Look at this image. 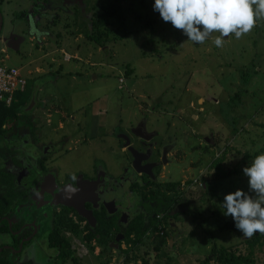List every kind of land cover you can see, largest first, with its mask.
I'll list each match as a JSON object with an SVG mask.
<instances>
[{
    "label": "rangeland",
    "instance_id": "374dc122",
    "mask_svg": "<svg viewBox=\"0 0 264 264\" xmlns=\"http://www.w3.org/2000/svg\"><path fill=\"white\" fill-rule=\"evenodd\" d=\"M73 1L68 8L61 5L69 3V0H51L50 4H45L46 7L51 5L52 9L42 12L52 15L50 18L53 19L39 26L36 22L34 25L38 27H35L25 23L16 25L13 21L23 17L24 10L32 9L35 3L39 5L43 0H0L2 35L11 29L16 33L27 29L35 34L28 36L29 44L22 49L23 54L19 51L27 43L26 36H15L9 42L10 47L0 43L2 63L16 68L27 81L25 92L17 93L18 99L23 95L16 105L17 112L22 111L26 116L19 120L28 121L30 116H38L42 111L46 122L62 118L71 122L75 117L80 121L79 126L75 124L77 130L52 134L53 143L73 146L76 140H85L79 150L71 154L53 148L54 145L49 146L48 150L54 153L47 154V159L55 161L46 169L50 175L46 178H56L58 186L61 181L59 174L55 172L56 176L52 175L50 169H60L65 179L70 175L75 177L81 166L84 176L107 173L111 178L114 175L119 177L129 161L126 154L130 148L119 145L122 143L120 136L114 138L107 134L119 128L130 136L133 148L138 146L144 152L146 148L139 145L140 137L135 131L143 128L148 132L150 129L153 142L174 144L175 147L165 164L160 156L161 149H153L155 168L150 180L156 183L149 186L148 194L159 195L166 202L176 200L178 206L175 216L173 212L168 216L163 235L166 244L159 249L154 242L156 235L152 233L138 248H134V243L128 245L123 242L120 252L119 249L110 250L96 240L91 243L93 247L83 234L69 231L75 258L65 264H101L93 252L97 254L104 247V264H142L143 258L149 264H201L212 251L217 250L216 246H233L240 253L251 256L254 264H264V244L251 248L247 244L251 238L242 237L233 218L226 217L221 207L225 195L236 190L249 191L243 168L250 166L252 159L245 160L244 153L252 149L253 154L264 147V18L257 19L251 31L239 39L231 34L224 38L221 47H216L211 39L201 46L185 43L188 37L183 35V30L163 21L153 9L155 0L128 6V14L133 11L143 18L142 23L132 26L117 14L104 19L100 9L110 0ZM124 2L112 0L113 4L122 7L123 13L127 8ZM91 17L94 21L100 19L101 24L95 25L94 30L107 41L106 46L88 39V33L93 31L89 21ZM151 18L155 20L156 30L153 32L148 22ZM246 74L249 75L248 82L244 78ZM120 77L123 83L119 81ZM237 95L241 101H232ZM54 106L62 109L52 118ZM241 113L244 120H241ZM88 116H93V121ZM30 122L34 127L27 132L36 137L38 124L35 125L32 119ZM69 133L84 137H74ZM9 134L13 142L0 140V177L6 162L5 154H14L8 150L9 145L19 140L12 129ZM91 136L99 138L91 139ZM90 143L98 145L93 148L89 147ZM105 143L113 145L115 150H106L102 146ZM256 143L258 145L253 147ZM225 151L224 170L236 168L239 173L218 181V200L210 191L217 184L213 163ZM34 156L36 167L40 168L39 150L34 152ZM146 178L139 181L136 192L131 190L133 193L127 199H121L123 194L119 200L112 196L106 198L105 201L111 203L110 207L102 202L101 195L95 200H87L88 217L97 212L101 216L98 222L102 231L110 228L125 231L133 222V210L138 208L139 194L147 192L141 186L148 180ZM49 179L45 180V185L52 186ZM202 182L207 185L205 192L201 190ZM4 196L6 194L2 193L0 198ZM57 199L61 204L63 196ZM114 202L116 207H113ZM45 206L38 210L42 211ZM44 215L47 218L41 217L39 224L42 226H36L39 235L34 239V246L39 250L35 255L18 258L19 252L13 248L11 259L16 260L15 264H62L60 258L50 257L53 253L41 250L39 243L52 227L48 210ZM12 222L14 224V219ZM0 234L2 241L12 244L14 237ZM76 240L85 245L87 256L79 257L80 243Z\"/></svg>",
    "mask_w": 264,
    "mask_h": 264
},
{
    "label": "flooded vegetation",
    "instance_id": "af4514ba",
    "mask_svg": "<svg viewBox=\"0 0 264 264\" xmlns=\"http://www.w3.org/2000/svg\"><path fill=\"white\" fill-rule=\"evenodd\" d=\"M50 1L51 0H43V2L39 5H36L35 3L32 9L24 10L25 15L21 17L20 19H16L15 21H13V23L16 25L20 24L21 26L22 24L25 23L27 24V26L28 25L33 26L36 22H39L38 24L39 26L43 22H47V23L50 22L53 19V17L50 18V16L52 15H49L46 12H42L44 10L52 9L51 5L49 7L45 6V4L46 5L50 4ZM69 1H70L69 3L63 2L61 7L62 8L70 7L74 3V1L73 0L72 1L69 0ZM81 4L83 3L81 2ZM38 26H35V27H38ZM14 31H15L14 29H11L9 33L5 35H1V39L3 40L0 41V43H3L5 47L6 46L10 47L9 42L13 40L15 36L17 35L26 36L27 43L20 47L19 52H21L22 49L24 47H27V44H29L28 36L31 35V33L32 35H35V34H33V32L31 31H28L27 29L26 30L22 29L23 33H19V32L16 33ZM21 53L23 54V52ZM77 124L79 126L80 121H78ZM68 126L69 125L66 124V127H65L66 131H68ZM33 127L34 125L30 121H23L22 124L19 123V126H16V125L12 126L11 129L14 131V134L17 137H19V140H17L14 144L9 145L10 148L8 150H10L11 152H14V154L11 156H7V154H5L6 162H5L3 171L10 173L13 176L15 185H18V186L21 184L29 185L26 187H20V186L17 187L16 191L19 195L17 202L13 205V208H11L10 210L7 209L6 212H3L2 220H0V226H2L3 230H5V225L3 224V221L7 223V227H8V231L2 232L0 230V232L14 237L12 244H7L6 241L4 240L2 241L0 239V249L4 247L5 251H7V254H8L7 258L9 260L8 262L9 264H12V263L15 264V261H16V260L14 261V258L11 259L12 258L11 250L13 248L18 250L19 252L17 253L18 258L30 256L31 254L35 255V253L39 250V248L34 246L36 245V243H34V239L37 238L39 235L38 232H36V226H42L39 224V222L40 220L42 221L41 219L42 216L43 218H47V216L44 215V213H46L47 210H48V214L50 213V216L48 219L49 221L50 220L52 221V227L49 229V232L46 235V237L39 244H41V248H42L41 250L47 253H50V254L53 253V255H50V257L60 258L62 260V264L68 263L75 258V255L73 253V251L75 250H73V246H71V248L67 250L69 254L65 256L64 258L62 257L60 252L57 250L58 248L52 246L50 243L51 235L55 233L56 230L58 231L57 233L60 235V237L68 244L67 247H69V244L72 245V238H70V234L68 232L70 231L76 234V231H77L78 233H81L84 235V239L86 240V242H90L89 240H87V237L89 235L95 234L94 236L95 238L92 240L93 242H96V241L102 242L104 243L106 248L110 250L114 249L116 245H118L120 249V247L122 246L121 244L126 241L125 231L127 229L125 231H121V230L114 231L112 228H110L109 230H111L112 232H110L109 234H107L109 230L102 231L101 229L100 230L101 233L97 234L96 228L99 225L98 220L101 216H98V214H96L97 212H94V215H92L91 218L82 216L76 208L79 202L77 200L74 201L73 199L70 200L68 198V192L70 191L80 192L84 190V188H87L89 186H92V187L104 186L105 188L102 191L104 193H108L109 197L112 196L114 197V199L119 200L123 194V197H121V199H127L128 195L130 193L131 194L133 193L132 191L136 192V186L139 183V181L147 177L146 179L148 180H146L141 185L142 187H144L143 188L144 190H147V192H141L139 194L138 196L139 201L137 204L138 208L136 210H133L135 211V213L133 214L132 218L134 219L135 217H139V215H142V217L144 216V219L145 220L149 219V221L154 218V215L151 214V216H149V214L147 213V210L145 209L146 204L152 201L154 197L148 194L149 186L152 183H156L154 182V180H150V175L154 172V168H155V164H153L154 159L152 156V151L153 149H156V147H158V150L161 149L159 151H160V156L163 162L164 153L166 150L167 156H166L165 162L167 163V158L175 147L174 144L161 145L160 142L156 144L155 142H153L154 136H153V132L150 129L148 132L143 131V128L138 129L135 131V134H138V132H140L142 135L144 134L150 137V139L149 141L143 140L142 138L140 139L141 142L139 145L145 146L146 148L144 152H143V149L139 148L138 146L134 147L136 149H134L133 147H129L130 148L129 153L126 154V157H128L129 161L126 162L125 169L121 176L117 177L114 175L113 178H111L110 176H108L107 173H105L104 175H98L96 173L90 176H84L82 173V170L84 168L83 166L80 165L82 169L80 172L76 173L75 177L70 175V176H66V178L63 179L62 173L64 172H62L60 169H56V171H53L50 169V172L52 173V175H54L53 173L55 172L59 174L61 181H60V184L57 186L56 178L54 177H50V179L46 178V176L48 177L50 176L48 172L46 171V169L50 167V165H52L53 161H55L53 159H47V154L54 153L48 150L50 149L49 146L54 145L53 148H56V149L60 148L62 152H66V154H71V153L77 152L79 150V147L82 144L69 146V145H60V143L58 142L53 143L52 134H56L59 132L53 126H51L50 128L42 127L41 131H44L43 133H39L36 130L37 132L36 137L34 135H29L27 131L28 129L33 128ZM11 129L9 130V132L11 131ZM8 134L5 136L3 141L13 142L14 139L11 138L12 135L11 134L8 135ZM48 134H50L51 136H48ZM109 135L114 138H117V137L119 138L120 135H126L127 137L120 136L122 143L119 145L123 147H125L126 141L128 140V138H129L130 143H132L130 136L127 135L126 133H123V132L121 133L119 128H115L112 132H109L107 136ZM89 138L97 139L99 137L91 136ZM94 145L97 146L98 144L90 143L89 147L95 148ZM102 146H104V148L109 151L115 150L113 145H109V144L107 145L105 143ZM56 149H54V151ZM37 150H39V153L41 154V156H39L38 158V164L40 168L36 167V158L34 156V152H36ZM44 150H46V152H44ZM136 156H139L141 159V163H142L141 169L142 171H144L142 173L135 171L134 163L136 160ZM5 157H3L2 159L4 160ZM8 160H11V161L8 162ZM46 179H49L50 181H52V186H50V184L45 185ZM79 180L82 181L81 183L82 185L78 183ZM105 180H107L108 182H105ZM120 180L122 181V184L118 185L117 182ZM127 189H128V192H126ZM61 196H63L62 203L58 204L57 198ZM49 197H51V199ZM45 204L46 206L42 211L38 210L39 207ZM108 205L110 207L111 203ZM152 205L154 204L152 203ZM66 206H68V209ZM114 206H115V202L113 203V207ZM85 207H86V203H85ZM26 215H28V217H25ZM173 216H175V214ZM21 217H24L25 219L29 221L25 222ZM111 217H114V216L111 215ZM80 218H82L83 220H81ZM12 219H14V224L12 222ZM69 221L70 222L73 221V223L77 226L76 231L70 228L68 229L63 228L64 226L61 222H69ZM38 230H42V228H38ZM119 238H122V239H119ZM3 239L5 238L3 237ZM117 239L120 240L118 243L116 242ZM79 240L81 241V239ZM104 250H105V247L99 250L97 254L95 251L93 252L94 255L100 260L101 264H104L102 260V259H105L102 257V251Z\"/></svg>",
    "mask_w": 264,
    "mask_h": 264
},
{
    "label": "clouds",
    "instance_id": "9594fccd",
    "mask_svg": "<svg viewBox=\"0 0 264 264\" xmlns=\"http://www.w3.org/2000/svg\"><path fill=\"white\" fill-rule=\"evenodd\" d=\"M153 9L160 14L164 22H171L176 29L183 30V35L188 37L185 43L201 46L206 40L211 39L216 47H221L225 37L234 34L235 38L239 39L251 31L257 19L264 18V0H155ZM214 33L219 35H213ZM121 79L122 77L119 78L120 82ZM54 107L52 118L55 114H60L62 109ZM43 113L45 112L42 111L38 116H30L35 125L38 124L36 130L39 133L44 132L41 131L42 127L50 128L52 123L56 130L61 131H65L66 124L69 125L68 132L78 127L75 126L78 122L75 117H72L71 122H67L66 118H54L56 121L46 122ZM23 121L19 120L12 126H19V123L22 124ZM71 135L78 138L84 137ZM84 141L78 139L75 145L83 144ZM131 145L128 148L132 147ZM243 173L248 178L249 191L236 190L225 195L221 207L226 217L233 218L235 228L241 232L242 237L252 238L254 234H264V154L254 157L250 166L243 168ZM87 255L88 250L86 255L79 256Z\"/></svg>",
    "mask_w": 264,
    "mask_h": 264
},
{
    "label": "trees",
    "instance_id": "16d2710c",
    "mask_svg": "<svg viewBox=\"0 0 264 264\" xmlns=\"http://www.w3.org/2000/svg\"><path fill=\"white\" fill-rule=\"evenodd\" d=\"M146 0H125V5H126V11L124 13L122 12V7L120 5H115L112 3V0L107 1L106 3H103L101 6L100 11L103 14L104 19L107 18L108 16L115 15L117 14L119 17L123 16L124 19L126 18L127 24L130 26L134 25L135 23H142L143 18L142 15L138 16L136 13L133 14V11H131V14H128V6L135 7L136 5H140V3H145ZM84 3V2H83ZM144 7L147 8V5H144ZM25 15V13H24ZM22 15V16H24ZM94 18H90V25L91 29L93 31L88 33V39L92 41L94 44H103L106 46L107 41L101 37V35L98 34L94 30L95 25L97 26L98 24H101L100 19H97L96 21L93 20ZM103 19V20H104ZM98 21V22H97ZM154 21L152 18L148 19L149 22V27L151 28V31H155L154 29ZM2 35V32L0 36ZM51 40V39H50ZM149 42H152L151 40ZM153 43V42H152ZM146 45V44H145ZM249 75H244L245 81L248 82ZM18 94L15 95V101L13 104L8 105L5 102L0 101V140H3L5 136L8 134L9 130L12 128V124L17 123L21 117H25L22 115V111L20 113L17 112L16 105L20 103V97L23 95L19 96V99L17 97ZM232 101H241L240 95L234 96L232 98ZM231 103V102H230ZM243 113V112H242ZM241 113V120H244L243 116ZM54 126V125H51ZM263 126V125H261ZM244 127V126H243ZM57 131H61L58 129ZM50 135V134H48ZM253 145V147L257 146ZM229 148H227L228 150ZM230 150V149H229ZM254 150V148H253ZM252 149H250V152L244 153V159H253L254 157L264 154V147H261L260 150L256 151V153L251 154ZM227 151H225L218 159L215 160V163H213V166L216 169L215 173V178L217 181L216 187L210 189L212 192L213 196H217V199L220 200L218 197L219 195V190L218 187V181L223 178L226 179L232 174H238L239 171L238 169H233L232 171L230 170H224L223 168V162L226 157ZM252 161V160H251ZM2 172V170H0ZM2 176L0 177V196L2 193L6 194V197L4 196L3 198H0V220H2V215L3 212H6V210H10L13 208V205L17 202L16 197H18L17 193V187L15 186L14 178L10 173L4 172L1 173ZM207 187L206 183L202 182L201 185V190L205 192V188ZM218 190V193H217ZM13 200V201H12ZM16 200V202H15ZM152 203L154 205H152ZM178 206V201L176 200H169V202H166L162 197L154 196L152 201L148 202L145 206V209L147 210V213L149 216L151 214L154 215V218L149 221V219H144V216L139 215V217H135L133 219V222L131 223L130 226H128L125 231V237L128 245H131L134 243V248H138L140 245L145 243V239L152 233L156 235V238L154 242L158 244L157 249L159 247L164 246L166 244L164 236H165V227H166V221L168 220V216H172L171 213L175 211L176 213V207ZM68 209V206H66ZM135 213V212H134ZM133 213V214H134ZM174 213V214H175ZM170 214V215H169ZM83 220L82 218H80ZM63 224V228L65 229H73L76 231L77 226L71 222H61ZM3 224L5 225V230H3L2 226H0V230L2 232L8 231L7 223L3 221ZM101 225H98L96 228L97 234L101 233ZM109 230V229H107ZM105 230V231H107ZM58 231L56 230L55 233L51 235L50 238V243L52 246L57 247L58 251L64 258L67 256L69 253L67 250L71 248V245L68 244L60 237V235L57 233ZM112 232L109 230L107 234ZM76 234L78 235L79 233L76 231ZM167 234V233H166ZM164 235V236H163ZM95 234H91L87 237V240L92 241L95 237ZM163 236V237H162ZM247 244L251 246V248H254L255 246L261 245L262 243L264 244V234H254V236L251 239L247 240ZM217 250L212 251L211 254L201 263V264H210V262H213L214 264H254V260L251 258V256L244 255L240 253V251L236 250L233 246L225 247V246H216ZM2 252H0V264H9V260L7 258L8 254L7 251H5V248L2 247ZM120 252H122V249H119ZM128 252V251H127ZM129 263V262H128ZM142 264H149L148 260L143 258V263Z\"/></svg>",
    "mask_w": 264,
    "mask_h": 264
},
{
    "label": "water",
    "instance_id": "95a60500",
    "mask_svg": "<svg viewBox=\"0 0 264 264\" xmlns=\"http://www.w3.org/2000/svg\"><path fill=\"white\" fill-rule=\"evenodd\" d=\"M2 14L0 12V34L2 32ZM140 138H142L143 140H146V141H149L150 137L146 136V135H142L140 132H138V134ZM121 137H127L126 135H120ZM131 143L129 141V138L128 140L126 141V146H130ZM137 155V153H136ZM166 156H167V151L165 150V153H164V163H166ZM141 159L139 156H136V160H135V163H134V168H135V171L136 172H139V173H142L144 171H142L141 169ZM148 170V169H147ZM123 180V179H122ZM118 185L122 184V181H118L117 182ZM105 187L104 186H101V187H92V186H89L87 188H84V190L80 191V192H76V191H70L68 192V198L71 200L73 199L74 201L77 200L79 202L78 206L76 207L77 210L80 212V214L84 217H88V211L86 210L85 208V202L88 200V201H92L95 200L99 195H101L102 197V202H105L107 204V206H109L108 204H110L109 202H106L105 199L107 197V199H109V194L108 193H104L102 190L104 189ZM69 206V204H68ZM119 239H122V238H119ZM117 239L116 242L118 243L120 240ZM114 249H119V246L116 245V247H114ZM0 252H2V249H0Z\"/></svg>",
    "mask_w": 264,
    "mask_h": 264
},
{
    "label": "built area",
    "instance_id": "2783aa9c",
    "mask_svg": "<svg viewBox=\"0 0 264 264\" xmlns=\"http://www.w3.org/2000/svg\"><path fill=\"white\" fill-rule=\"evenodd\" d=\"M26 86V79L19 75L16 68L8 67L0 61V101L11 105L15 100V95L24 91ZM78 252L80 256L87 254V250L82 244H80Z\"/></svg>",
    "mask_w": 264,
    "mask_h": 264
},
{
    "label": "crops",
    "instance_id": "0c3cea01",
    "mask_svg": "<svg viewBox=\"0 0 264 264\" xmlns=\"http://www.w3.org/2000/svg\"><path fill=\"white\" fill-rule=\"evenodd\" d=\"M2 61V60H1ZM113 93V92H112ZM108 94H110V93H108ZM89 118H91V120L93 121V116H88ZM94 125H95V123H93ZM89 125H90V123L89 122H87V124H86V126L87 127H89Z\"/></svg>",
    "mask_w": 264,
    "mask_h": 264
}]
</instances>
